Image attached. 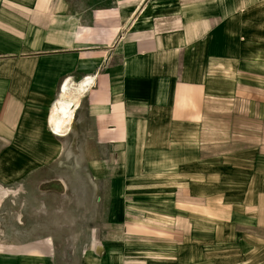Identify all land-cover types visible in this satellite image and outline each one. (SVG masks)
Listing matches in <instances>:
<instances>
[{
	"label": "crops",
	"instance_id": "1",
	"mask_svg": "<svg viewBox=\"0 0 264 264\" xmlns=\"http://www.w3.org/2000/svg\"><path fill=\"white\" fill-rule=\"evenodd\" d=\"M0 145V264H264V0H0Z\"/></svg>",
	"mask_w": 264,
	"mask_h": 264
},
{
	"label": "bare ground",
	"instance_id": "2",
	"mask_svg": "<svg viewBox=\"0 0 264 264\" xmlns=\"http://www.w3.org/2000/svg\"><path fill=\"white\" fill-rule=\"evenodd\" d=\"M72 86V85H71ZM82 87V86H81ZM83 88V87H82ZM82 88H81V92H82ZM80 90V89H79ZM78 90V91H79ZM65 91H66V87L64 88V97L66 96V97H68L69 98V96H67L66 95V93H65ZM68 91V90H67ZM77 91V93H79ZM69 92V91H68ZM80 92V93H81ZM63 93V92H62ZM72 94V93H71ZM76 95V94H75ZM62 96V95H61ZM76 97V96H75ZM77 98V97H76ZM75 98V99H76ZM62 99V98H61ZM75 99H73V100H75ZM79 99V98H78ZM76 101H78V100H76ZM75 101V102H76ZM73 102L74 101H65L64 99L63 100H61L60 102H59V104H58V106H56L55 107V109L53 110V112H52V115H51V117H50V119H51V121L50 122H52L53 123V130L56 132V133H58V134H60V135H62L63 133H64V127H65V125H66V123H69L71 120H73L72 118L74 117L73 116V108H72V104H73ZM58 103V102H57ZM56 103V104H57ZM77 106V105H76ZM76 109V108H75ZM75 109H74V111H75ZM73 122V121H72ZM71 122V123H72ZM71 125V124H70ZM69 129H70V127H69ZM70 131V130H69Z\"/></svg>",
	"mask_w": 264,
	"mask_h": 264
},
{
	"label": "rangeland",
	"instance_id": "3",
	"mask_svg": "<svg viewBox=\"0 0 264 264\" xmlns=\"http://www.w3.org/2000/svg\"><path fill=\"white\" fill-rule=\"evenodd\" d=\"M0 152H1V145H0ZM63 178H65V177H63ZM68 178H70V177H68ZM15 185H17V183ZM14 217L15 216L13 214L10 215V218L8 219V224H12L13 223V222L10 223V219L14 218ZM4 224H6V223H4ZM2 226H4V225H2L1 222H0V246L9 245V244L11 245L12 243L16 242L14 239H8L7 238V234L4 233V230L1 229Z\"/></svg>",
	"mask_w": 264,
	"mask_h": 264
}]
</instances>
